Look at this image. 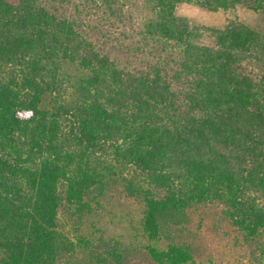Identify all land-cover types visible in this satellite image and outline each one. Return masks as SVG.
<instances>
[{"label":"trees","instance_id":"obj_1","mask_svg":"<svg viewBox=\"0 0 264 264\" xmlns=\"http://www.w3.org/2000/svg\"><path fill=\"white\" fill-rule=\"evenodd\" d=\"M264 0H0V264H264ZM139 210L141 234L97 235Z\"/></svg>","mask_w":264,"mask_h":264},{"label":"rangeland","instance_id":"obj_2","mask_svg":"<svg viewBox=\"0 0 264 264\" xmlns=\"http://www.w3.org/2000/svg\"><path fill=\"white\" fill-rule=\"evenodd\" d=\"M175 14L185 17L192 25H205L213 28H222L229 20H238L245 24L255 26L264 24V13L257 14L246 5L236 6L232 9H219L210 11L196 5L179 3L175 7ZM94 224L93 231L97 235L127 236L139 240L142 244L164 247V242H152L147 240L140 232L139 210L131 205L121 212L110 211L103 214L101 219L91 221ZM209 242L210 251L217 264H257L238 245H230L219 237L205 233Z\"/></svg>","mask_w":264,"mask_h":264}]
</instances>
